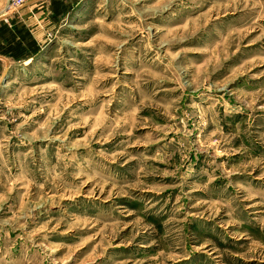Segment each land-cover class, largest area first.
Wrapping results in <instances>:
<instances>
[{"label": "rangeland", "instance_id": "obj_1", "mask_svg": "<svg viewBox=\"0 0 264 264\" xmlns=\"http://www.w3.org/2000/svg\"><path fill=\"white\" fill-rule=\"evenodd\" d=\"M69 2L0 81V264H264V0Z\"/></svg>", "mask_w": 264, "mask_h": 264}, {"label": "crops", "instance_id": "obj_2", "mask_svg": "<svg viewBox=\"0 0 264 264\" xmlns=\"http://www.w3.org/2000/svg\"><path fill=\"white\" fill-rule=\"evenodd\" d=\"M69 5V0H31L0 16V81L12 64L39 52L55 17Z\"/></svg>", "mask_w": 264, "mask_h": 264}, {"label": "built area", "instance_id": "obj_3", "mask_svg": "<svg viewBox=\"0 0 264 264\" xmlns=\"http://www.w3.org/2000/svg\"><path fill=\"white\" fill-rule=\"evenodd\" d=\"M29 1H31V0H14V2H13V8H17V7H19V6H21V5H23V4H25V3H27V2H29Z\"/></svg>", "mask_w": 264, "mask_h": 264}]
</instances>
